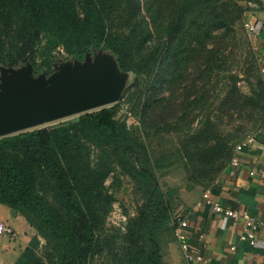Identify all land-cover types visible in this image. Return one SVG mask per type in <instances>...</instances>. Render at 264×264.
<instances>
[{
	"label": "trees",
	"instance_id": "1",
	"mask_svg": "<svg viewBox=\"0 0 264 264\" xmlns=\"http://www.w3.org/2000/svg\"><path fill=\"white\" fill-rule=\"evenodd\" d=\"M241 1L0 0V69L29 62L50 75L56 51L79 62L109 53L134 76L146 131L159 134L171 117L177 125L195 111L190 124L201 117L180 152L191 177L208 180L246 132L264 128L263 75L250 95L229 75L217 105L206 90L220 77L236 25L246 22ZM117 105L0 138V204L36 231L14 264H92L103 253L115 264H162L158 231L170 207L137 131L116 119ZM235 121L250 126L234 129ZM117 168L143 199L122 236L105 233L114 202L105 182Z\"/></svg>",
	"mask_w": 264,
	"mask_h": 264
},
{
	"label": "rangeland",
	"instance_id": "2",
	"mask_svg": "<svg viewBox=\"0 0 264 264\" xmlns=\"http://www.w3.org/2000/svg\"><path fill=\"white\" fill-rule=\"evenodd\" d=\"M240 4L246 7V16H252V18H255L258 22H264V0H242ZM245 25L246 22H239L236 25L235 38L230 42L224 53L225 63L220 77L218 80H214V82L210 83L206 89L210 90L211 101H214L215 105L221 102V99L227 92L224 84H226L229 75L236 77L237 87L243 94L247 95L251 94V90L255 89L256 80L263 75L261 73L260 62L261 53L259 52L255 39L256 32H249ZM97 53L89 54L85 57L84 61L79 62L68 57L62 50L56 51L54 53L52 73L58 71L59 68L63 66L69 65L72 67L77 64H83L87 59L92 61L94 57L99 54ZM103 54L111 58L114 62V57L112 55L107 52H103ZM39 63L40 60H37V64ZM26 64L30 63L24 62V64L14 69L18 70L24 68ZM191 68H193V66ZM41 75L49 76L46 75L44 69H41V71L37 73L33 68L32 77L38 78ZM191 78L193 77H190V79ZM248 81L251 82L248 83ZM168 89V84L164 85L162 96L165 98L170 97ZM137 90L134 84V76L131 73H127L124 89L117 103L118 110L116 119L120 122H125L127 127L137 131L139 143L146 148L145 152L149 155L151 164L155 168L154 171L160 190L167 199L170 207V217L166 219L161 225V230L158 231V238L161 246V262L162 264H184L186 262L184 255L178 241L173 235V229L176 224L175 221L179 219L182 214L181 211L184 210L183 208H186L187 205L189 206L190 198L197 193H204L205 190L209 189L210 184L217 174L213 177L211 176V179L208 180L203 179L201 181H195L185 167L180 152V143L185 133L189 134L188 131H186L189 126V129H196L198 126L201 117H195L194 121L190 124L192 117L197 114L196 111L184 122L180 123V125L175 124L174 121L176 119L171 117L167 122L168 126L164 127L163 125L160 128L159 134H156L154 130L146 131L138 117L136 106L139 103L136 102L135 97ZM193 98L194 97H191L190 100ZM190 110H192V108ZM178 115L179 114H177V116ZM78 116L79 115L61 119L38 128L49 127L58 123L74 120ZM242 123L243 122L235 121L233 123V128L235 129L237 126L243 124L250 126L248 123ZM175 127L179 131H175ZM224 127L225 126L222 128ZM255 133V131L246 132L242 136L245 139L243 138L244 140L241 142L239 141L240 143L237 145L252 138L255 136ZM147 135H149V137ZM105 184L109 193L112 194L114 198L112 209L105 220V233L112 235L120 234V236H122L126 230L128 220L136 216L137 208L142 205L143 199L141 193L136 189L134 182L120 168L115 169L110 174ZM114 251H116V248ZM178 252H180V255ZM92 264H115V262L112 255L103 253L97 256Z\"/></svg>",
	"mask_w": 264,
	"mask_h": 264
},
{
	"label": "crops",
	"instance_id": "3",
	"mask_svg": "<svg viewBox=\"0 0 264 264\" xmlns=\"http://www.w3.org/2000/svg\"><path fill=\"white\" fill-rule=\"evenodd\" d=\"M255 21L252 16H247L246 23L254 24ZM259 27L255 39L261 59H264V22ZM252 139L253 142L243 148L242 152L233 154L239 166L233 167L229 162L209 188L215 202L249 214L264 224V178L256 172L264 169V128ZM202 194L200 192L191 197L189 206L183 208L179 217V220L187 222L189 254L201 256L204 264H264V226L257 230L256 244L251 246L241 240L245 233L244 221L215 214L205 204ZM0 222L9 225L14 232L13 240L0 236V264H14L36 236V231L22 216L1 204Z\"/></svg>",
	"mask_w": 264,
	"mask_h": 264
},
{
	"label": "water",
	"instance_id": "4",
	"mask_svg": "<svg viewBox=\"0 0 264 264\" xmlns=\"http://www.w3.org/2000/svg\"><path fill=\"white\" fill-rule=\"evenodd\" d=\"M98 53L92 61L38 78L30 64L1 68L0 138L118 103L127 73Z\"/></svg>",
	"mask_w": 264,
	"mask_h": 264
},
{
	"label": "built area",
	"instance_id": "5",
	"mask_svg": "<svg viewBox=\"0 0 264 264\" xmlns=\"http://www.w3.org/2000/svg\"><path fill=\"white\" fill-rule=\"evenodd\" d=\"M260 24L261 23H259L258 25H254L252 23H246L245 27L248 29L249 32H256ZM260 62H261V73L264 75V59H261ZM252 142H253V139L249 138L242 144L237 145L234 148L233 154L237 152H242L243 148H245L247 145H250ZM230 165L233 167L239 166V161L235 155H232V158L230 160ZM253 172L255 173V171ZM256 172L262 178H264V169H259ZM211 194H212V191L210 188L204 191L202 195V199L204 200L205 204L209 206L211 210L217 215H221L227 219H232L235 221L242 219L245 224V233L243 236H241V240H245L251 246H255L257 230L260 227L264 226V224H261L255 218L251 217L249 214L240 212L236 209L226 208L222 206L220 203L215 202L211 198ZM175 222L176 224L174 226V236L179 243V246L184 255L185 261L189 264L195 263V262L199 264H204L205 262L201 256H193L189 254L190 246H189L188 237L186 233L187 222L179 220V219L176 220ZM0 236L7 237L13 240L14 239L13 229L6 223L0 222ZM231 250H234V248H231Z\"/></svg>",
	"mask_w": 264,
	"mask_h": 264
}]
</instances>
